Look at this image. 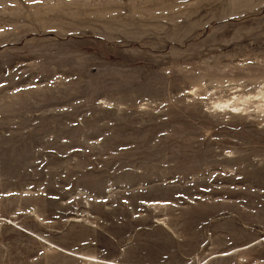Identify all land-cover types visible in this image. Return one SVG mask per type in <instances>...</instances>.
Wrapping results in <instances>:
<instances>
[{
	"label": "rangeland",
	"instance_id": "374dc122",
	"mask_svg": "<svg viewBox=\"0 0 264 264\" xmlns=\"http://www.w3.org/2000/svg\"><path fill=\"white\" fill-rule=\"evenodd\" d=\"M0 264H264V0H0Z\"/></svg>",
	"mask_w": 264,
	"mask_h": 264
},
{
	"label": "bare ground",
	"instance_id": "6f19581e",
	"mask_svg": "<svg viewBox=\"0 0 264 264\" xmlns=\"http://www.w3.org/2000/svg\"><path fill=\"white\" fill-rule=\"evenodd\" d=\"M231 104V101L228 103L227 101L226 102H224V103H222L221 105H230ZM234 108V107H233ZM224 254V253H223Z\"/></svg>",
	"mask_w": 264,
	"mask_h": 264
}]
</instances>
